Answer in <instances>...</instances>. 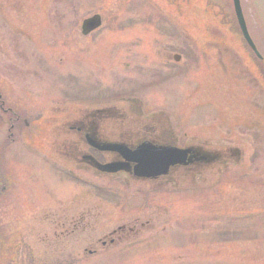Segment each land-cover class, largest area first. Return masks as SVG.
Here are the masks:
<instances>
[{"label":"rangeland","instance_id":"374dc122","mask_svg":"<svg viewBox=\"0 0 264 264\" xmlns=\"http://www.w3.org/2000/svg\"><path fill=\"white\" fill-rule=\"evenodd\" d=\"M251 2L240 0L247 9V31L264 58V30L255 21L256 16L258 29L247 16L250 8L256 15ZM96 12L103 18L101 27L81 35V19ZM231 12V0H0V98L30 123L26 138L14 135L16 140L8 146V164L16 176L21 169L18 163L24 159L22 143L37 142L32 134L38 118L48 117L52 110L98 105L96 99L122 93L140 97L145 110L155 107L181 113L187 132L199 130L203 139H216L220 153L228 155L227 147L239 148L238 156L231 153L219 162L217 173L211 167L203 172V182L199 176L192 175L193 179L188 175L176 187L190 189L155 197V207L169 209L165 214L170 212L166 221L171 229L185 230L183 238L173 234L168 246L162 242L137 246L128 253L130 256L118 252L127 255L125 258H23V248L19 252L17 247L19 257L0 258V264H264V86L259 85L264 76L257 70L255 74V62L231 23ZM181 27L186 30L185 44L179 38L157 33L164 30L179 34ZM183 45L199 52L197 61L191 60V51ZM171 47L182 50L179 64L188 67L185 77L176 78L168 86L167 100L158 99L146 88L152 80L148 72L154 66L161 73L167 72L165 65L173 61L165 55L163 62L156 64L160 60L154 52H162L160 48L171 51ZM28 161L34 163L35 159ZM40 173L47 179L38 183L35 177L39 169L30 180L20 177L25 184H20L7 210L3 209L5 205L0 208L1 227L20 230L23 223L30 222L29 216L40 221L41 215L31 214L42 206L37 204L42 196L37 184L58 195L70 187L66 180L53 181L50 173ZM106 185L131 192L115 181ZM22 188L24 201L19 200ZM82 196L83 200L71 207H100L93 221L96 228L122 219L133 222L136 200L122 209L110 200ZM26 205L27 211L21 209ZM216 211L218 218L207 220L208 212ZM230 218L235 227L231 235L215 238L208 230L198 232L208 227L225 229L231 225ZM76 240L69 243L77 246ZM86 246L80 243L77 249ZM32 254L38 255L35 250Z\"/></svg>","mask_w":264,"mask_h":264},{"label":"flooded vegetation","instance_id":"af4514ba","mask_svg":"<svg viewBox=\"0 0 264 264\" xmlns=\"http://www.w3.org/2000/svg\"><path fill=\"white\" fill-rule=\"evenodd\" d=\"M166 14L171 16L168 12ZM84 18L80 21L79 33L86 36L97 29L82 33L81 22ZM180 30L179 34L164 30L157 33L169 39L179 38L185 44L186 30L182 27ZM116 43L122 47L120 41ZM183 46L185 50L191 51V60L197 58L199 52L194 53V49ZM160 49L162 52L159 49L154 52L160 60L156 64L163 62L165 55L173 62L166 65L162 63L167 66L165 74L155 66L150 68L148 76L152 80L146 88L156 98L167 100L168 86L176 78L185 77L188 66L179 64L183 54L181 49ZM182 81L179 84L181 88ZM96 100L99 101L98 105L90 104L76 110H52L48 112V117L38 118V126L32 134L37 142L22 143L21 154L24 159H18L22 158L18 163L21 169L16 176L11 164H8V146L16 140L14 135L19 138L26 135L30 123L20 118L18 112L7 108L0 98V132L4 129L0 133V208L5 205L3 209L7 210L18 188L25 184V181H20V177L30 180L38 169V177H35L37 183L40 179H47L40 173L46 171L51 174V180H66L70 186L65 193L58 195L53 190H44L46 187L40 184L36 185L38 194L42 195L37 196V204L42 206L37 213L31 214L41 215V219L36 221L38 217L29 216L27 221L30 222L23 223L20 230L0 226V258H18V248L19 252L23 248V258H125L127 255L122 256L118 252L128 254L137 246L147 247L160 242L168 246L173 234L184 237V229H171L170 222L166 221L170 212H165L169 209L155 207V197L190 189L191 186L176 187L188 175L199 176V181L203 182L202 173L210 167L217 173L219 162H224L232 149L227 147L226 151L230 152L228 155L221 153L220 157L214 159V153L218 151L216 139L215 143L203 139L199 130L188 133L185 118L179 112L170 110L167 113L155 107L145 110L140 97L122 93ZM189 147L201 152L187 162L189 154L181 158L180 151ZM177 152L179 158L172 162L171 156ZM31 158L35 159L34 163L28 161ZM35 165L39 167H33ZM104 165L106 170L101 169ZM112 181L127 186L131 192L108 187L106 183ZM40 187L46 193L45 196ZM82 193L93 195L101 201L110 200L124 205L116 207L122 209H128L125 205L136 200L134 213L128 211L135 215L131 217L133 222L122 219L112 225L96 228L93 221L100 214V207H71L83 200ZM19 196V200L24 201L23 188ZM21 209L27 211L29 206H22ZM217 213L208 212L207 220H216ZM159 216H162V220H159ZM230 219L231 225L225 229L208 227L200 228L198 232L208 230L215 238L224 233L231 235L235 227L233 218ZM70 240L87 246L79 251L78 245L69 243ZM29 245H35L37 249ZM34 250L37 256L32 254Z\"/></svg>","mask_w":264,"mask_h":264},{"label":"water","instance_id":"95a60500","mask_svg":"<svg viewBox=\"0 0 264 264\" xmlns=\"http://www.w3.org/2000/svg\"><path fill=\"white\" fill-rule=\"evenodd\" d=\"M233 2V8H234V13H235V16H236V20H237V23H238V26L240 28V31L242 33V36L243 38L245 39V41L247 42V44L251 47V49L256 53V48L247 32V29L245 27V23H244V19H243V16H242V13H241V8H240V3H239V0H232ZM100 24V16L98 14H94V15H91L85 19L82 20L81 22V32L82 33H87L91 30H94L97 26H99ZM188 151V154H189V157L187 158V162H190L191 160V157H195L198 155V153H200L201 151L198 150V149H195L194 147H189L187 148L186 150V153ZM234 154V156H237L238 155V150L237 149H232L231 150ZM214 159L215 158H218L220 156V154L218 152H215L214 153ZM235 159H238V158H235Z\"/></svg>","mask_w":264,"mask_h":264},{"label":"bare ground","instance_id":"6f19581e","mask_svg":"<svg viewBox=\"0 0 264 264\" xmlns=\"http://www.w3.org/2000/svg\"><path fill=\"white\" fill-rule=\"evenodd\" d=\"M254 1V3H252L251 5H253V6H255L256 7V9H257V11H256V15H255V13H254V10L252 9V8H250V12L252 13H254V14H251L250 12H248V18H249V21H250V23H251V25L255 28V29H258V26L257 25H255V21H257V18L255 19V21H254V18H255V16L257 17V15H260L261 17H262V19L264 20V0H262V2H258V0H253ZM244 7V8H243ZM243 7H242V5L240 4V8H241V13H242V16H243V19H244V23H245V27H246V29H247V24H246V21H245V15H244V13L245 14H247V9H246V7L243 5ZM251 38V37H250ZM252 40V39H251ZM253 42V41H252ZM253 44H254V42H253ZM254 46H255V48L257 49V47H256V45L254 44ZM257 51H258V49H257ZM260 57H261V59H262V62H263V64H264V58L260 55Z\"/></svg>","mask_w":264,"mask_h":264}]
</instances>
